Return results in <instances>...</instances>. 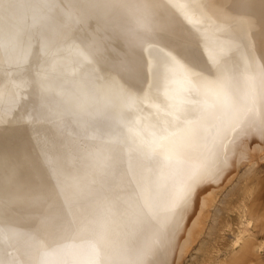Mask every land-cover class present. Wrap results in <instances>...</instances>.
<instances>
[{
	"label": "bare ground",
	"instance_id": "6f19581e",
	"mask_svg": "<svg viewBox=\"0 0 264 264\" xmlns=\"http://www.w3.org/2000/svg\"><path fill=\"white\" fill-rule=\"evenodd\" d=\"M85 3L0 0V261L264 264V0Z\"/></svg>",
	"mask_w": 264,
	"mask_h": 264
},
{
	"label": "rangeland",
	"instance_id": "374dc122",
	"mask_svg": "<svg viewBox=\"0 0 264 264\" xmlns=\"http://www.w3.org/2000/svg\"><path fill=\"white\" fill-rule=\"evenodd\" d=\"M254 159L257 160L256 161L257 163L254 166V170L257 174L256 179L258 181V179L264 175V158H260L259 155H257V157ZM246 168H247V163L240 165L238 168L239 174H241ZM242 182H243V180H242ZM263 186H264V184H263ZM227 188H228V186L219 191L218 196H217V202L218 201L220 202L223 199V197H224L223 192ZM241 190H242V188L236 189V193H235L236 195L234 194V196H232L230 194V196L225 200V203L222 206L223 210H221L216 216L217 222L220 221V219L222 220L223 216L226 214V211L224 210V206H225V204H228V200L230 198H232L233 205L239 203L243 199V197L245 196V191L241 192ZM224 193H226V192H224ZM217 202H216V204H217ZM249 204L250 205L252 204V198L249 199ZM220 206H221V204H220ZM258 207H259V213H263V211H264V198L258 201ZM210 211H211V214H212V212H215V207H211ZM254 211L256 212V209H254ZM263 223H264V220L262 221V224H261L264 226ZM249 229H251V228L249 227ZM257 229H259V227L254 228V230H257ZM204 232L199 236V239L193 244L189 253L186 254L185 257L182 259V264H207L209 249L215 244V241L213 240L214 239L213 234L212 235H210L209 233L204 234ZM263 233H264V231H263ZM233 237H234L233 233L229 232V239H232ZM206 246H207V251H205V249H204ZM262 254H263V258H264V253L262 252ZM232 259L225 262L224 264H247L245 261V258L242 256V252H240V251L235 256V259L234 260H232ZM247 261H248V259H247Z\"/></svg>",
	"mask_w": 264,
	"mask_h": 264
},
{
	"label": "snow or ice",
	"instance_id": "6c2138e0",
	"mask_svg": "<svg viewBox=\"0 0 264 264\" xmlns=\"http://www.w3.org/2000/svg\"><path fill=\"white\" fill-rule=\"evenodd\" d=\"M119 3V0H86L85 7L91 10H94L98 13L104 12L105 10H110L114 7H116ZM4 45L2 42H0V47H3ZM27 55L19 57L15 64L17 67L27 63ZM51 63V62H50ZM48 73L44 72L41 73L39 76L40 82H41V87L43 90H47L48 87V79H47ZM12 86L15 89L16 92V98H15V103L19 102V99L21 98L24 90L27 88L28 84L27 82L24 81H17L13 79L12 81ZM15 103L9 105V110H14L15 108ZM158 135L160 139L166 138L168 136H173L175 135V130L170 129L168 127H164L163 125L160 126L158 129ZM0 243H4V238L2 235H0ZM0 264H3L2 261H0Z\"/></svg>",
	"mask_w": 264,
	"mask_h": 264
}]
</instances>
